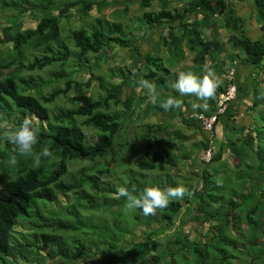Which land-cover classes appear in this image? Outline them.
<instances>
[{
  "label": "trees",
  "instance_id": "obj_1",
  "mask_svg": "<svg viewBox=\"0 0 264 264\" xmlns=\"http://www.w3.org/2000/svg\"><path fill=\"white\" fill-rule=\"evenodd\" d=\"M0 1L4 7L19 12L18 16L10 18L11 25L3 27L0 32V48L7 49L4 54L9 56L5 61L3 58L0 60V124L6 122L9 128H16L26 116L34 118L39 127L34 151L40 153L47 146L53 152V157L42 158L40 165L36 166L33 158L19 155L17 146L3 139L4 129L0 128V264H15L18 258L32 263V250L39 254L48 247V243L53 246L56 242L70 246L69 240L78 244L75 246L76 253H79L78 264H87L85 261L81 263V259H90L93 253L98 259L92 264H118L120 259L126 261V264H184L185 258L190 257L186 249L195 257L191 259L193 264H264V201L261 198L264 195V99L259 98L263 90L257 84V98L253 108L260 107L263 102L260 110V116L263 115L261 127L254 126L253 134L248 136L244 145L239 146L235 141L230 143L234 146V153L239 154L231 162L222 161L223 147L218 145L212 161L206 163L199 173L203 183H209L208 189H196L192 193L188 188L193 201L188 200L189 195L171 200L166 208L157 210V216L153 217L144 216L139 209L134 212L126 210L125 198H117L116 195L118 186L136 189V194H139L149 186L164 189L183 185L171 171L177 165L179 157L181 161L187 158L184 148L182 145L173 146L172 141L165 145L161 126L156 123L149 125L150 128H155L151 132L152 137L139 136V143L146 146L147 152L138 157L135 169L127 172V179L124 178L126 181L122 183L121 177L114 170H124L128 160L132 158L126 150L128 145L131 146L128 138L119 143L128 126V118L132 112L137 111V104L144 100L136 91L138 74L142 68L145 79L152 82L156 92L161 94L151 103L154 112H159L165 111L160 103L166 96H180L176 91H169L173 82L169 81L167 75H172V69L184 60L183 45L194 53L193 67H187L185 71L192 70L197 75H202L208 57L212 59L209 66L212 69L219 64L218 55L224 47L214 38L207 40L203 37L202 30L199 29L203 23L199 22L198 17L192 24L191 35L188 34L186 25L182 26L181 31L175 30L179 24L177 22L184 25L180 12L165 8L153 10L154 0H138L142 14L137 18L138 23L131 26L122 23L123 15H117V10L111 15L113 20L91 18L96 7L102 10L112 5L114 0ZM128 4L125 2L123 13L127 12ZM254 4L258 17L263 21V37L251 38L245 34L242 26L240 32L232 34L228 42L232 49L242 52L244 61L254 64V80L258 78L263 82L264 77L259 75L264 74V0H254ZM198 7L205 20L214 14L224 13L227 7L230 8V16H234L232 1L196 0L195 6L189 11ZM26 12L36 17L34 28L24 29L22 21L18 20L19 15ZM76 12L83 23L78 26H71L69 23L65 26V21H70ZM166 25L167 32L161 36L162 44L159 42L160 46L148 51L142 66L132 64L130 71L118 66L110 72L112 77H119L121 81H106L103 85L107 90L105 95L97 98L88 95L86 90L90 87L92 78L85 82L74 78L76 72L87 65L99 66L101 60L106 61L115 56V46L129 50L137 55L138 60L141 59L140 42L147 38L150 31H157ZM28 47L39 48L40 53L32 60L24 61L23 50ZM161 49L163 50L159 53ZM90 55L92 59L89 58ZM230 56L234 58L233 54ZM45 68L52 72L48 74V78H36L33 72ZM24 72L27 75H22ZM98 77L105 78L101 75ZM176 79L177 77L174 78ZM52 83L58 86L63 83L64 88L53 87L44 93L45 87ZM72 89L75 91V96L71 98L76 104L74 109L57 103L58 99L68 95ZM125 89L128 93L124 95ZM240 89L241 87L239 92ZM160 90H164V93H160ZM226 90L227 83L219 86L215 98L208 101V110L199 112L207 115L214 113L220 94ZM190 97L182 96L184 100ZM112 102L124 105L125 112L109 110ZM178 110L180 109L173 108L168 111ZM226 114L228 113L220 114L218 121ZM192 122L196 123L194 120ZM82 126L95 127L99 132L98 138L88 143ZM215 145L216 141L212 142L210 139L195 144L196 148L203 150ZM13 154L17 156V163L11 175L3 162L10 160ZM74 159L93 162L91 167L97 168V171L88 175H74L69 181L65 180L70 162ZM241 164L246 167L238 169ZM232 165L238 170L230 172ZM155 170L160 171V174L152 172L153 175L148 179L147 175L139 176L141 171ZM219 171L226 173L224 178L216 176ZM113 172L120 179L111 190L103 187L100 180L102 176ZM69 192L77 193V198L74 205H69L63 211L56 203L57 197L59 193ZM250 202L253 205H249ZM192 203L197 204L196 208L192 207ZM81 206L103 210L120 219L126 218L130 221L131 228L121 220L116 222L114 219L109 222L113 224L112 230L102 229L101 234V224L94 223L92 216L80 214L77 207ZM152 218L156 220L158 227L151 231L148 228L139 234L140 237H136L138 234L135 229L151 223ZM25 220L31 229L24 238H19L13 230L20 221ZM177 222L179 224L173 232L171 248L165 246L162 249L155 236H160ZM187 224H190L188 233L184 229ZM38 229L41 232L35 236L38 237L37 240H43V245L32 246V238H29L28 233ZM61 230H72L73 234L68 233L67 237L62 238V232L64 235L66 232ZM153 230L155 233L151 234ZM204 230L206 231L203 233ZM116 232L126 235L128 240L130 236L131 241L124 243L126 238L123 237V241L117 243ZM87 241H103L105 246L97 252L88 247ZM246 241L248 245H242ZM175 255L182 260H177Z\"/></svg>",
  "mask_w": 264,
  "mask_h": 264
},
{
  "label": "rangeland",
  "instance_id": "obj_2",
  "mask_svg": "<svg viewBox=\"0 0 264 264\" xmlns=\"http://www.w3.org/2000/svg\"><path fill=\"white\" fill-rule=\"evenodd\" d=\"M113 4L109 5L107 7H104L102 10H99L97 7L93 10L92 12V19H96L97 17L103 18L104 19H111L113 20L114 18H112V14L117 10L119 14H122V23H124L127 26H131V24H136L138 23V17L141 16L142 14V9L140 7V4L138 2V0H114L112 1ZM125 2H128V7H127V12L123 13L122 9L125 7ZM157 1H154V4L152 6L151 9L153 10H158L157 8ZM18 11L16 9L13 8H7L4 7L0 1V32H2L3 27L9 26L11 25V20L10 18H14L16 16H18ZM20 21H22L23 23V28L27 29V28H34L36 25V17L30 15L28 12L20 14L19 15V19ZM219 20H213L211 21L213 24H210V27H215L216 22H218ZM210 22V23H211ZM71 23V26H78L80 24H82L83 22L80 21V18L78 16V13H74V16L70 19V21H65L64 25L68 26V24ZM167 30L166 28L164 29H160L159 31H150L147 34V38L144 41L140 42V46H141V50H142V58L138 60L137 55H135V53L126 50V49H122L118 46L114 47V50L117 51L116 55L113 57H109L108 60L104 61L101 60L99 66H95V65H87L84 69H80L79 71L76 72L74 78L79 80V81H87L90 78L91 79V85L90 87L86 90L88 95L94 96L95 98H97L100 95H105L107 93V90L104 88V83L106 81H113L114 83H119L121 81V79L115 78L111 76L112 70L115 67L121 66L122 68H124L126 71H130V67L132 66V64H136V65H140L142 66L143 62L145 61V57H146V53H148V51L150 49H152V47L154 45H157V43H161V36L162 34H166ZM203 32V31H202ZM209 34V33H208ZM215 33L213 32L212 34L208 35L206 38L209 39V37H214ZM217 37V36H216ZM220 38V37H219ZM158 41V42H157ZM152 44V45H151ZM162 46V45H161ZM185 46V45H183ZM157 48V46H156ZM161 48V47H160ZM226 50L227 53L225 54L227 57L231 55V53L233 54H242V52L239 49H232L231 44L227 42L226 44ZM39 48L38 49H34L31 47H28L26 49H24V61H28V60H32L33 57L36 54H39ZM163 49L159 50V53L162 52ZM187 51H185L187 53V58L189 57L188 60L185 59V61L183 62L184 66H182L181 68H178L179 70H183L186 69L188 66V62L190 61V59L193 58L194 53H190V50L188 48H186ZM7 49L5 48H0V60L5 61L6 59H9V56L5 55L4 52H6ZM238 51V52H236ZM112 54V53H111ZM102 55V54H100ZM243 55V54H242ZM91 57L92 59V55L89 56V58ZM93 58H96V55H93ZM88 59V58H87ZM218 59L219 61H224L225 58H220V54L218 55ZM217 59V60H218ZM143 61V62H142ZM220 61V62H221ZM228 64L230 63L229 58H227ZM218 62V61H217ZM141 63V64H140ZM219 63V62H218ZM89 64H92L91 62ZM94 64V63H93ZM187 64V65H186ZM226 64V63H225ZM72 65V64H71ZM54 71V70H53ZM143 68L142 70L139 72L138 74V80L140 82V79L143 78L145 79V75L143 74ZM111 72V73H110ZM36 78H48V74L52 73L51 70H48L47 68L43 69L42 71H36L33 72ZM6 74V72H5ZM22 75H27L26 72H24ZM104 76L105 78H99L98 76ZM251 78V77H250ZM169 79V78H168ZM253 78H251V82H252ZM170 82H173L172 78L170 77L169 79ZM138 82V86L136 87V91L138 95H141L140 97H143L144 100L141 101L140 103L137 104L136 108L137 111L132 112L131 116L128 118L127 120V124L128 126H126L125 132L123 133L120 143L124 142L127 138L130 142L131 146H127V153L130 152V154L132 155V158L128 160V163L126 165V167L124 168V170H120V171H116L119 174V176L121 177V181L122 183L125 182L126 180H124V178L127 179V172L132 171L133 169H135L136 166V162L139 156H141L144 152H147L146 150V146H144V144H140V137L141 135H148L149 137H152L151 132L155 131V128H150L149 125L151 124V122L148 121H155L152 122L153 124H155L156 122H159L160 119L164 120L163 118L165 117L164 114H162L161 112H159V114H155L156 112H154L151 103H154L150 93L148 92L147 89L141 88L140 87V83ZM132 85L134 86V83H132ZM258 87H260V84L257 83ZM64 88V84L62 83L60 86H58L55 83H52L48 86L45 87L44 89V93L49 92L52 88ZM170 91V90H169ZM173 90H171L170 92H172ZM158 92V91H157ZM264 92V91H263ZM128 93L126 92V89L124 91V95ZM160 93H164V90H160ZM161 94H158L156 97V100L158 99V96ZM75 96V91L74 89L70 90V92L68 93V95H63V98L58 99L57 103H59L60 105H63L64 107H67L68 109H74L76 107V104L73 103L71 101V98H73ZM167 98V96L165 97ZM164 98V100H166ZM173 98H177V99H183L182 96H178V97H173ZM109 110L112 111H122L125 112L126 108L124 105L122 104H115L112 102V104L110 105ZM147 115H152L151 118H148ZM255 118L257 119V121H263L262 117L263 115L260 116L259 112H255ZM81 120V118H80ZM158 120V121H157ZM160 124V123H159ZM161 128H163V125L160 124ZM82 130H83V135L86 138L88 143H91L93 141H95L98 136H99V132L98 130L93 127V126H82ZM171 128L172 125L170 126ZM181 128V127H180ZM163 132V131H162ZM166 134L168 135V133L164 132L161 135L162 136H166ZM133 137H135L133 139ZM167 143V142H166ZM120 145L116 148L115 152L118 151ZM214 149L217 150L218 149V145L216 144L214 146ZM200 162L202 161V158L200 156ZM198 159V160H199ZM221 161V160H220ZM219 161L218 164H220L221 162ZM4 163V167L7 168L8 173L13 175L14 172V168H16L14 165H11L9 163V160L3 162ZM93 165V162L88 161V160H84V159H74L70 162V166H69V173L66 176L65 180H70L74 175H78V174H82V175H88L91 173H95L97 171V168H92L91 166ZM181 168H179L178 166L174 169L172 167V173H179V169H185V173L189 172L190 174H185L183 175L184 177L179 179L183 182V185H191V192L193 193L196 189H200V182L199 180L196 181L197 178H199V176H194V172L196 173V171H198L197 168L202 169L201 165L198 166L197 168L193 167V170L191 169V164H187L183 165L180 164L179 165ZM233 166V165H232ZM230 166L229 171L232 172V170H238L241 168L246 167L245 164H241L240 167L238 169L235 168V166ZM204 167V166H203ZM86 169V170H83ZM115 172H113L112 174H106L104 176L101 177L100 183L102 184L103 187L107 188V189H111L113 190L116 187V184L118 182V179L115 174ZM158 175L160 174V171L155 170V171H141L139 173V176L141 175H147L146 178H150V176L153 175V173ZM162 172V171H161ZM175 175V174H174ZM251 181V180H250ZM249 181V182H250ZM196 182H199L198 185L196 184ZM185 183V184H184ZM77 198V193L75 192H69V193H59L58 197H57V205H59V207L61 208V210L65 211L67 209V207L70 205H74V202ZM190 201H193V198L190 196L188 197ZM261 198H263L264 201V195H261ZM256 201V200H254ZM253 202V200H252ZM252 202L249 203V205H253ZM197 204L196 203H192V207L196 208ZM249 208V207H248ZM77 210L79 211L80 214L83 215H87V216H92L94 223H97L98 225H100L101 228V234L103 233V230H112V226L113 224L109 223L111 221H113L115 219L116 222H119L120 220L122 221V223L126 224L129 228H131V224L129 223L130 221H128V219L126 218H118L117 215H113V214H109L106 211H99V210H95L92 208H88L86 206H81V207H77ZM196 213V211L194 212ZM157 215H153V217H156ZM89 222H92L91 219L88 220ZM156 220L154 218H152L151 223L142 226V227H137L135 229V232L138 234L136 237H140L139 234L142 233L144 230L150 228V231L154 228V227H158L157 222H155ZM104 223V224H103ZM179 224V222H177V224L175 226H173L171 229L168 228L166 229L164 232H162V234L160 236H155L156 239L158 240V242L161 243L162 245V249L165 248V246H169L171 248V243L173 240V232L177 229L175 228L177 225ZM243 227H245L243 225ZM180 228V226H179ZM29 229H31L30 224L25 220V221H20L15 227H14V234L15 236L19 237V238H24L25 234L29 231ZM185 232H190V224H187L186 226H184ZM64 230H61V232ZM149 231V230H148ZM206 230L203 231V233ZM40 230H36L33 233H28L29 238H32V246L34 245H43V240H37L38 237L35 235H39L40 234ZM66 232L65 235L62 232V238L63 237H67L68 233L73 234V231H64ZM82 232H84V230L82 229ZM155 230L152 231L151 234H154ZM60 234V232H59ZM246 234V231L244 232V235ZM203 237V234L201 235ZM71 237V236H69ZM123 237H127L126 235L116 232V236L115 239H118L117 243L122 242ZM131 237L129 236V240L126 238L125 242H129L131 241L130 239ZM194 238V237H192ZM141 240V239H138ZM171 241V242H170ZM70 242V243H69ZM69 245L62 242H56L53 246L48 243V247L41 250L40 253L38 254L37 251L32 250V263L31 262H26L21 258H18V261L16 260L15 264H78V254L76 253V249L78 246L75 245L74 243H72V240H69ZM86 243H88V247H90V249L92 250H96L97 252H100L101 249H103V246H105V243L103 241L100 242H93V241H87ZM242 245H248L247 241L242 244ZM87 247V248H88ZM80 248V247H78ZM186 252L189 253V258H185L186 260H184V264H188V262L193 264V261L191 259H195V257L190 253V251H188L186 249ZM18 254V253H16ZM93 255V256H92ZM92 258L90 259H81L83 263L84 261L87 264H92L93 261L98 259V256L94 255V253L92 254ZM89 256V257H91ZM177 256V260L182 258L178 255ZM34 258V259H33ZM80 260V261H81ZM14 264V263H13ZM118 264H126V261H123V259L119 260ZM194 264H196V262H194Z\"/></svg>",
  "mask_w": 264,
  "mask_h": 264
},
{
  "label": "crops",
  "instance_id": "obj_3",
  "mask_svg": "<svg viewBox=\"0 0 264 264\" xmlns=\"http://www.w3.org/2000/svg\"><path fill=\"white\" fill-rule=\"evenodd\" d=\"M154 1L152 3V6L154 4ZM156 1L158 6L157 11L161 10V8L162 9L165 8L172 12L178 11V13L180 12V14L182 15L184 25L180 24V22H177L179 24H177L178 26H176L175 30L181 31V29H183L182 26L186 25L187 30L189 31L188 34L193 35V32L191 31L193 27L192 24L198 17L200 19L199 22L203 23L199 26V29L203 31L202 34L204 38H206L208 35L212 34L213 32L215 33L213 38L215 39V41H219L220 45L224 47L223 51L220 53V58L221 57L225 58L224 61L220 60L221 62L218 59L217 61L219 62V64H217V66L214 68L217 77L220 81L219 86H223L224 84H226V75L228 73V70L231 67H235L236 69L235 83L239 87H241L239 96L235 101L231 103L229 110L226 112L228 114L222 115L220 120L214 125V130H213L214 140L218 143V145L223 147L222 161L231 162L232 159H234L236 155L239 154L234 153V151L232 150L234 149L233 148L234 146H232L230 143L232 141H235L236 144L239 146L244 145L245 140H248V136L253 134L252 130L254 126L261 127L260 120L257 121V119L255 118L256 116L255 112L258 111L260 114V110L263 102H261L260 107H256V108L253 107H254V101L257 98L255 85L259 83L260 84L259 89L264 91V78L263 79L260 78L263 80V82L260 81L258 78L254 80L253 75H256L254 74L255 66L251 62L244 61L243 60L245 57L244 55L231 53L233 54L234 58H232L231 56L227 57L225 55L227 53L225 47L229 38L232 36V34L239 33L240 28L242 26L245 34L250 36L251 38L256 39L263 37V31L261 29V25L263 24V21L260 20V18L258 17L254 0H228V1H232V7L234 9L232 10L233 11L232 14L234 16H230L229 13L230 8L227 7L224 13L215 14L216 16L207 18L206 20L202 15V13L200 12L202 11L200 10L201 8L199 7L193 8V10L189 11L191 7L195 6L196 0H156ZM203 12L205 13L206 11L203 10ZM216 19L219 21L214 23L216 24L215 27H210L209 25L213 24L211 21L213 20L215 21ZM164 28H167V25ZM164 28H160V29H164ZM213 38L209 37V39L208 38L206 39L212 40ZM156 46H160V43L154 45L152 49H150L149 51L155 50ZM184 47H185L184 50L187 51L186 48L188 47L186 46ZM187 56L188 55L185 52V58L181 62V64H179L178 66L172 69V75H167V78L169 79L170 77L172 78L173 83L176 81L174 80V78L175 77L178 78L179 73L183 71V70H179L178 68L184 66L182 64H184L183 62L185 61V59L186 60L189 59V57L187 58ZM227 58H229L230 61L229 64ZM211 60L212 59L208 57L207 67L210 66ZM187 66L189 68L193 67V58L190 59ZM188 71H192V70H188ZM183 72H187V71H183ZM259 76L264 77V74H260ZM250 77L253 78L252 82L250 81L251 80ZM169 89L170 91L173 90L172 92H175V90L172 89L171 87ZM169 96L170 95H168L167 98ZM195 99L196 98L194 96H191L186 100L182 99L184 107L182 110L180 109L177 112L159 111L165 115V117L163 118L164 120L160 119L159 122H156V124L160 123L163 125V128H161L162 129L161 131L163 132L161 133L164 132L168 133V135L166 134V136H162L165 141V145H168L171 141L173 143V146L182 145L185 151L184 153L187 155V158L184 159L183 161H181V158L179 157L177 165L173 167L174 169L177 166L181 168L179 165L180 164L186 165V163L191 164L192 170L193 167L197 168L198 166H200L201 162L199 158L200 156H202L203 149H198V147L196 148L195 144L201 143L202 140L210 139L209 131L204 130L201 127V125L196 121H195L196 123H193L192 122L193 120L187 119L189 118L190 113L200 111L199 109L196 111L192 109L191 105ZM159 112H156L155 114H159ZM147 117L151 118L152 115H147ZM148 122H151L152 124V122L155 121H148ZM171 125L173 128L170 127ZM239 146L237 148H239ZM178 172L179 173H174V174L179 179L183 178L184 177L183 175L185 174H190L189 172L185 173V169L182 170L179 169ZM199 173L197 171L196 173L194 172V176L196 175L199 176L198 175ZM225 175L226 173L224 171H219L216 176L224 178ZM201 179L202 177L199 176V178H197L196 181L197 180L200 181ZM198 183L199 182H196L197 185ZM185 187L191 189V185H186ZM208 187H209V183H207L206 188L208 189Z\"/></svg>",
  "mask_w": 264,
  "mask_h": 264
},
{
  "label": "clouds",
  "instance_id": "obj_4",
  "mask_svg": "<svg viewBox=\"0 0 264 264\" xmlns=\"http://www.w3.org/2000/svg\"><path fill=\"white\" fill-rule=\"evenodd\" d=\"M226 1L230 2L228 0ZM214 16L216 15L214 14ZM231 69H234V71L236 72L235 67H231L228 72ZM139 83L141 88L148 90L153 102H155L156 97L158 95V93L156 92L155 85L152 82L143 78L140 79ZM219 84L220 81L217 77L215 70L211 67L205 66L202 69V75H197L192 71L180 72L178 78L174 83L170 85V87L174 89L180 96H194L196 99L192 102L191 105L194 111L198 109L207 111L209 108L208 101L210 99L215 98L216 90ZM237 87V96L234 98V100H232V102L235 101L239 96V86L237 85ZM259 98L264 99V92H261ZM160 107L163 108L165 111H168L173 108L182 110L184 104L181 99L173 98L170 95L166 100L160 103ZM190 114L189 118L187 119L194 120L190 117ZM0 128L4 129L2 133L3 139L11 143L12 145L17 146L19 155L33 158L36 166L40 165L42 158L53 157V152L47 146L43 147L40 153H36L34 151V146L37 144V138L39 134V127L36 126L34 118L26 116L20 123L19 127L16 128H9L6 122L0 124ZM216 144L218 145L217 142ZM212 149L213 152L216 151L214 149V146H212ZM206 150L207 149L203 150L202 152V161L200 164L201 168H203V166L205 167L206 163H210L213 159L212 157L210 162H206L204 160L203 155ZM9 163L11 165H15L17 163V156L15 154L10 157ZM197 169V172L199 173L201 169ZM198 175L200 176V174ZM199 182L201 184L199 190H203L204 188L207 189V183H203L202 180H200ZM116 195L117 198H125L124 207L126 210L134 212L139 209L144 216H150L155 215L157 213V210H163L164 208H166L171 200L182 199L185 195L190 196L191 192L187 187L183 185L176 187L169 186L164 189H161L158 186H149L145 187L139 194H136V189L129 190L125 186H118Z\"/></svg>",
  "mask_w": 264,
  "mask_h": 264
},
{
  "label": "built area",
  "instance_id": "obj_5",
  "mask_svg": "<svg viewBox=\"0 0 264 264\" xmlns=\"http://www.w3.org/2000/svg\"><path fill=\"white\" fill-rule=\"evenodd\" d=\"M234 74V69H231L228 72L227 90L220 94L217 102V110L214 113L210 115H207L204 112H194L190 114V117L193 118L196 122H198L204 130L210 132L209 138L212 142H215L213 137V130L215 123L218 121L219 115L224 114L228 110L231 101L234 100V98L237 96L238 87L234 83ZM213 154V149L212 147H210L205 151L203 155L204 160L206 162H210L213 157Z\"/></svg>",
  "mask_w": 264,
  "mask_h": 264
}]
</instances>
